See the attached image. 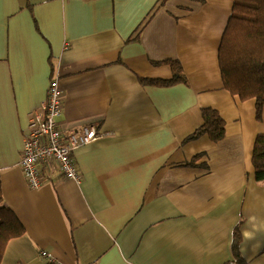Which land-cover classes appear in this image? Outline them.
<instances>
[{
  "label": "crops",
  "instance_id": "0c3cea01",
  "mask_svg": "<svg viewBox=\"0 0 264 264\" xmlns=\"http://www.w3.org/2000/svg\"><path fill=\"white\" fill-rule=\"evenodd\" d=\"M233 0H0V206L23 224L1 264H264V180L251 154L264 105L223 85ZM180 62L182 81L165 60ZM57 78L64 130L103 134L37 188L20 170L31 114ZM211 107L224 137L183 142ZM193 162L186 165L192 157ZM50 254L48 261L41 252Z\"/></svg>",
  "mask_w": 264,
  "mask_h": 264
},
{
  "label": "trees",
  "instance_id": "16d2710c",
  "mask_svg": "<svg viewBox=\"0 0 264 264\" xmlns=\"http://www.w3.org/2000/svg\"><path fill=\"white\" fill-rule=\"evenodd\" d=\"M231 12L221 34L218 64L224 88L241 100L255 99L256 115L264 105V0H233ZM172 76L169 79H148L150 83L169 85L185 79L180 62L165 60ZM202 121L184 137L183 142L205 135L217 142L225 135V121L211 107L201 109ZM252 148L251 163L254 178L264 180V133H257ZM199 154L186 165H194ZM2 202L0 186V204ZM23 224L4 206H0V259L9 239L24 233ZM240 231L233 230L231 250L233 261L226 264H245L238 249ZM1 264V260H0Z\"/></svg>",
  "mask_w": 264,
  "mask_h": 264
},
{
  "label": "built area",
  "instance_id": "2783aa9c",
  "mask_svg": "<svg viewBox=\"0 0 264 264\" xmlns=\"http://www.w3.org/2000/svg\"><path fill=\"white\" fill-rule=\"evenodd\" d=\"M56 79L50 80L45 100L31 114L29 130L21 144L19 166L30 188L41 186L54 169L63 178L80 182L74 151L103 134L94 125L83 124L67 130L61 127L58 117L63 110V99ZM41 254L52 260L49 253Z\"/></svg>",
  "mask_w": 264,
  "mask_h": 264
}]
</instances>
